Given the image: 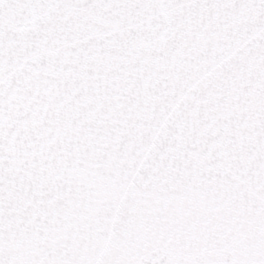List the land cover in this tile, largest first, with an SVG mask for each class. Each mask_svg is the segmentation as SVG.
I'll return each mask as SVG.
<instances>
[{
  "label": "snow or ice",
  "instance_id": "obj_1",
  "mask_svg": "<svg viewBox=\"0 0 264 264\" xmlns=\"http://www.w3.org/2000/svg\"><path fill=\"white\" fill-rule=\"evenodd\" d=\"M0 264H264V0H0Z\"/></svg>",
  "mask_w": 264,
  "mask_h": 264
}]
</instances>
